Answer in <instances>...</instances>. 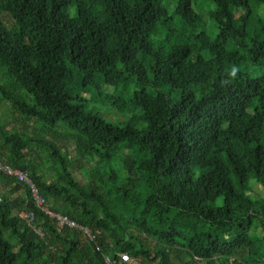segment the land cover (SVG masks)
Masks as SVG:
<instances>
[{"label": "trees", "instance_id": "1", "mask_svg": "<svg viewBox=\"0 0 264 264\" xmlns=\"http://www.w3.org/2000/svg\"><path fill=\"white\" fill-rule=\"evenodd\" d=\"M261 6L0 0V102L49 136L0 124V160L25 171L49 209L97 235L94 245L56 232L24 185L0 172L10 186L0 189V264H105V255L170 264L169 252L176 264H264V196L252 188H264ZM105 105L119 118H104ZM65 138L71 159L56 143ZM34 148L45 150L49 178ZM81 159L92 160L91 182L72 173Z\"/></svg>", "mask_w": 264, "mask_h": 264}, {"label": "rangeland", "instance_id": "2", "mask_svg": "<svg viewBox=\"0 0 264 264\" xmlns=\"http://www.w3.org/2000/svg\"><path fill=\"white\" fill-rule=\"evenodd\" d=\"M202 0H195V4L198 6ZM199 13L201 14V17L205 23V26L208 24L207 19V9L205 7L200 6L197 8ZM260 12H263L264 15V6H261ZM4 22L7 24L11 23V20L4 15L3 16ZM100 114L107 119L110 120H116L119 118V115L115 112H113L112 108L109 105H105L101 110ZM0 124H3L4 129L7 131H20L25 132L27 135H34L36 137H42V138H49L48 134H44L39 131L38 125L33 124L31 121H28L26 123L22 122V119L14 113L10 106L7 103L0 102ZM34 126V128L32 127ZM33 129V130H32ZM56 143L62 147L64 152L66 153L67 157L69 159L73 158V145L72 141L69 138L65 139H56ZM28 149V148H27ZM30 149H28L29 151ZM33 153L36 156L35 161L40 164V170L43 173L44 177L49 178L51 176V171L48 169V165L50 164L49 160L46 157V152L43 148H34ZM92 166V160L87 159H81L79 163H72L71 164V170L76 178V180L79 183H88L93 181L97 177V172L90 167ZM10 186H5L3 183H0V189H2L4 192H8ZM252 188L255 191L256 194L260 196H264V188L259 186L258 184L252 183ZM15 197L16 201L14 203V209L17 210L20 206L21 199L25 197V194L23 191H18L15 194L12 195ZM4 234V232H3ZM12 242H14L13 239H11ZM81 243L84 242V238L80 237ZM146 245L150 248L158 247L157 243H154L152 240L147 241ZM169 263L170 264H176L175 258L171 252H169ZM129 264H144L140 259L136 260H130ZM193 264H200L198 262H195ZM228 264V263H227Z\"/></svg>", "mask_w": 264, "mask_h": 264}, {"label": "built area", "instance_id": "3", "mask_svg": "<svg viewBox=\"0 0 264 264\" xmlns=\"http://www.w3.org/2000/svg\"><path fill=\"white\" fill-rule=\"evenodd\" d=\"M0 172L7 178L14 179L17 182H20L24 185L27 195L33 205L40 210L44 215H46L55 227L56 232H60L63 229H73L78 232L80 237H83L84 240L96 244L97 235L95 232H92L88 227L80 226L73 220L69 219L63 214L57 213L49 209L45 204V199L38 192L35 184L28 178L25 171L11 167L10 165L2 162L0 160ZM17 217L22 220L26 226L31 229L38 237L43 236V230L34 222V215L31 211L20 209L16 212ZM96 247V246H95ZM96 249H98L96 247ZM117 262L126 263L128 261V256L125 252L117 253ZM103 262L105 264H116L115 261L108 256H103Z\"/></svg>", "mask_w": 264, "mask_h": 264}]
</instances>
